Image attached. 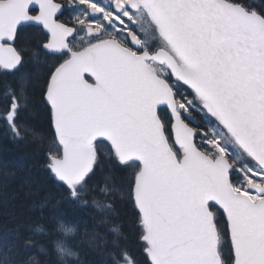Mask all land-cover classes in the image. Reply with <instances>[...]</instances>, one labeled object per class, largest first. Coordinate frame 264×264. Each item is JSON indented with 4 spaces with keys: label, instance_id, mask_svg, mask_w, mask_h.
<instances>
[{
    "label": "snow or ice",
    "instance_id": "6c2138e0",
    "mask_svg": "<svg viewBox=\"0 0 264 264\" xmlns=\"http://www.w3.org/2000/svg\"><path fill=\"white\" fill-rule=\"evenodd\" d=\"M0 81L15 140L39 90L68 200L135 210L107 264H264V0H0Z\"/></svg>",
    "mask_w": 264,
    "mask_h": 264
},
{
    "label": "trees",
    "instance_id": "16d2710c",
    "mask_svg": "<svg viewBox=\"0 0 264 264\" xmlns=\"http://www.w3.org/2000/svg\"><path fill=\"white\" fill-rule=\"evenodd\" d=\"M26 37L31 39L32 33H26ZM5 79L15 83L14 77ZM2 83L0 81V86ZM30 93L33 106L23 116L32 129L28 138L13 139L0 122V250L1 247L5 249L6 257L13 264H30L32 257L39 264H62L52 240L61 234L56 229L58 219L78 229L76 235L67 240L78 257L68 264H107L108 253L112 250L110 228L113 225L121 227L127 246L138 251L136 214L130 203L117 197L114 214H106L93 206V196L102 199L98 193H93L86 197L87 205H80L68 200L46 171V145L42 137L49 132L48 116L40 104L39 90L31 89ZM110 174L113 182L126 190L127 173L115 169ZM101 182L98 176L97 183ZM37 228L42 231L37 232ZM62 239L61 234L59 241ZM25 240H31L33 245L25 247ZM8 244L14 245L11 252L6 250ZM38 246L46 249V253H38Z\"/></svg>",
    "mask_w": 264,
    "mask_h": 264
},
{
    "label": "clouds",
    "instance_id": "9594fccd",
    "mask_svg": "<svg viewBox=\"0 0 264 264\" xmlns=\"http://www.w3.org/2000/svg\"><path fill=\"white\" fill-rule=\"evenodd\" d=\"M57 231L64 237V239L57 241L55 244L57 256L62 264H68L69 260L76 259L78 257V253L67 244L68 238L75 236L78 229L76 225L69 224L61 220L57 223Z\"/></svg>",
    "mask_w": 264,
    "mask_h": 264
},
{
    "label": "bare ground",
    "instance_id": "6f19581e",
    "mask_svg": "<svg viewBox=\"0 0 264 264\" xmlns=\"http://www.w3.org/2000/svg\"><path fill=\"white\" fill-rule=\"evenodd\" d=\"M59 220L57 219V221H56V229H57V222H58ZM41 228V227H40ZM41 234V233H40ZM59 234H60V232H59ZM60 237H61V234H60V236H57V237H54L55 238V241L57 242V241H59V239H60ZM53 240V239H52ZM54 248V247H53Z\"/></svg>",
    "mask_w": 264,
    "mask_h": 264
}]
</instances>
